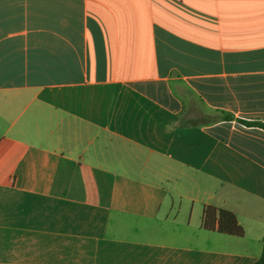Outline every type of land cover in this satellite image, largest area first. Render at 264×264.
<instances>
[{"label": "crops", "instance_id": "obj_1", "mask_svg": "<svg viewBox=\"0 0 264 264\" xmlns=\"http://www.w3.org/2000/svg\"><path fill=\"white\" fill-rule=\"evenodd\" d=\"M242 121L264 123V0H0V264H255Z\"/></svg>", "mask_w": 264, "mask_h": 264}, {"label": "trees", "instance_id": "obj_2", "mask_svg": "<svg viewBox=\"0 0 264 264\" xmlns=\"http://www.w3.org/2000/svg\"><path fill=\"white\" fill-rule=\"evenodd\" d=\"M225 120H232L234 117L230 114L223 116ZM248 126H258L264 129V123L242 121ZM203 229L209 232H217L222 235L242 238L244 230L238 223L236 215L228 210L218 209L214 206L206 207L202 218ZM255 264H264V237L263 252Z\"/></svg>", "mask_w": 264, "mask_h": 264}]
</instances>
